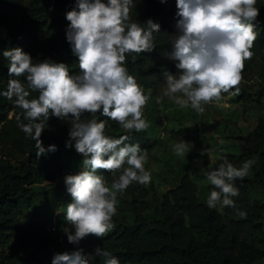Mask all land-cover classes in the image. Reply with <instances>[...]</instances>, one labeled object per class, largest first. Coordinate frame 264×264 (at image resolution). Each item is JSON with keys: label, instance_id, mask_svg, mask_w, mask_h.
<instances>
[{"label": "trees", "instance_id": "16d2710c", "mask_svg": "<svg viewBox=\"0 0 264 264\" xmlns=\"http://www.w3.org/2000/svg\"><path fill=\"white\" fill-rule=\"evenodd\" d=\"M256 7L260 9L259 16L264 17V0H257ZM75 8L76 0H0V91L6 90L9 79L17 78L9 75V61L3 56L6 50L21 48L34 63L51 59L68 65L72 74L79 72L78 57L73 55L66 38L70 24L66 13ZM177 12V0H133V21L144 24L152 19L160 25V32L154 33V50L132 54L125 64L145 95L151 91V95L161 96L164 73L178 71L177 62L168 56L172 35L177 31ZM255 30L257 39L250 49L253 56L245 61L241 83L245 82L238 95L249 105L264 96L261 88L256 99L247 85L252 77L264 79V21H257ZM17 79L26 84V77ZM37 96V92H32L29 98ZM167 99L164 97L163 101ZM17 116L23 120L22 109L0 96V264H47L52 256L48 250L35 257L22 255L20 247H6L15 235L21 236V243L31 235L22 222L25 211L36 204L44 191L49 192L59 176L68 175L67 170L80 173L83 156L74 147L66 146L70 139L68 122L51 116L41 139L46 149L56 145V151L37 158L35 141L17 126ZM93 118L107 121L106 135L128 136L126 143L139 144L148 153L155 144V131L144 116L149 127L142 132H128L100 113L83 117ZM171 137L178 143L191 139L196 149L193 162L180 164L175 187L162 195L153 192V197H149L148 188L133 182L122 195L117 194L112 229L104 237L89 235L79 244L69 243L67 235H63L61 227L68 230L65 213H56L58 229L54 232L68 245L63 253L83 249L85 255L94 254L99 246L116 257L119 264H264V117L259 116L255 127L239 137L237 149L221 154L216 162L211 161L198 129L181 127L172 130ZM223 157L238 168L248 160L254 161L249 174L235 181L240 194L233 199L245 217L231 207H208L207 199L214 186L209 185V193L201 195L194 181V177L207 179ZM98 174L111 185L112 173L101 169ZM90 264H103V258L94 257Z\"/></svg>", "mask_w": 264, "mask_h": 264}, {"label": "clouds", "instance_id": "9594fccd", "mask_svg": "<svg viewBox=\"0 0 264 264\" xmlns=\"http://www.w3.org/2000/svg\"><path fill=\"white\" fill-rule=\"evenodd\" d=\"M256 4L257 0H177L179 19L168 56L177 62L178 71L164 73L165 88L156 98L157 103L167 97L181 108L190 106L203 114L202 105L219 104L222 93L235 88L231 94H238L245 61L252 58L250 49L258 35L255 29L260 9ZM132 5L133 0H76V8L66 13L70 22L66 38L73 55L78 57L77 74H72L65 63L51 59L34 63L21 48L3 52L9 61V75L26 77V84L17 78L9 79L0 96L22 109L24 117H16L17 126L35 141L37 158L56 151V145L46 149L41 139L51 116L68 122L70 139L66 146L74 147L84 157L83 170L64 177L71 196L64 214L71 225L66 231L69 243L79 244L89 235L104 237L113 226L117 194L133 182H151V173L145 168L146 149L126 143L128 136L106 135V120L83 119L85 114L96 117L100 113L128 132H142L149 127L143 108L151 91L145 95L125 64L132 54L154 50V33L160 32V25L152 19L144 24L133 21ZM32 92L38 96L29 98ZM186 148V141L173 145L175 155L181 157ZM253 164L248 160L238 168L223 157L219 167L207 176L214 186L207 199L208 207H231L245 217L233 199L240 194L235 181L243 180ZM101 169L112 173L110 186L98 174ZM94 257L103 258V264H119L116 257L99 246L94 254L85 255L83 249L57 253L52 264H90Z\"/></svg>", "mask_w": 264, "mask_h": 264}, {"label": "rangeland", "instance_id": "374dc122", "mask_svg": "<svg viewBox=\"0 0 264 264\" xmlns=\"http://www.w3.org/2000/svg\"><path fill=\"white\" fill-rule=\"evenodd\" d=\"M257 21H264V17L258 16ZM244 82L243 80L238 85L239 89ZM247 85L251 87L252 95L258 99V91L264 89V79L252 77ZM232 92H235V88L230 93H222L223 98L219 104L214 102L202 105L205 108L203 114H198L190 106L181 108L169 99L157 103V97L151 95L143 108V116L149 120L150 129H154L156 135L155 144L150 149L145 164L146 170L151 173V182L144 185L150 190L149 197H153V192L162 195L175 187L178 183L180 164L195 160L196 149L191 139H183L187 142L184 156L175 155L173 145L178 142L171 137L172 130L181 127L198 129L211 161L216 162L221 154L237 149L239 137L255 127L259 116L264 117V96L259 102L249 105L238 99L240 90L235 95L231 94ZM65 176H59L49 192L44 191L36 204L25 211L22 222L25 225L24 229L31 235L22 243L21 236L15 235L7 245V250L20 247L22 255L35 257L44 255L48 250L52 256L47 259V264H52L54 256L67 249L65 239L60 240L59 235L52 230L54 215L61 211L65 213L66 205L71 202V196L64 183ZM194 181L201 195L209 193L208 186L211 184L207 179L194 177ZM70 228L71 225L67 224V229ZM61 230L65 236L67 230H64L63 226Z\"/></svg>", "mask_w": 264, "mask_h": 264}, {"label": "built area", "instance_id": "2783aa9c", "mask_svg": "<svg viewBox=\"0 0 264 264\" xmlns=\"http://www.w3.org/2000/svg\"><path fill=\"white\" fill-rule=\"evenodd\" d=\"M66 173L68 175L72 174V175H75V174H79L78 172H75V171H71V170H67ZM57 214L55 215V217L53 218V223H52V230L53 231H57L58 229V225H57Z\"/></svg>", "mask_w": 264, "mask_h": 264}]
</instances>
